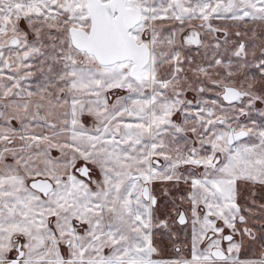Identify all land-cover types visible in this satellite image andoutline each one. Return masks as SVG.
<instances>
[{
  "label": "snow or ice",
  "instance_id": "obj_1",
  "mask_svg": "<svg viewBox=\"0 0 264 264\" xmlns=\"http://www.w3.org/2000/svg\"><path fill=\"white\" fill-rule=\"evenodd\" d=\"M0 264H264V0H0Z\"/></svg>",
  "mask_w": 264,
  "mask_h": 264
}]
</instances>
